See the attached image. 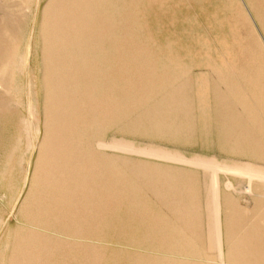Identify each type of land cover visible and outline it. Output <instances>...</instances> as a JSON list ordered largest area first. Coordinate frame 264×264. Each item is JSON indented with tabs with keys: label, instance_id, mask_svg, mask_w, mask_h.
I'll list each match as a JSON object with an SVG mask.
<instances>
[{
	"label": "rangeland",
	"instance_id": "rangeland-1",
	"mask_svg": "<svg viewBox=\"0 0 264 264\" xmlns=\"http://www.w3.org/2000/svg\"><path fill=\"white\" fill-rule=\"evenodd\" d=\"M111 138L264 171V0H0V264H264L263 183L220 262L207 173Z\"/></svg>",
	"mask_w": 264,
	"mask_h": 264
},
{
	"label": "bare ground",
	"instance_id": "bare-ground-1",
	"mask_svg": "<svg viewBox=\"0 0 264 264\" xmlns=\"http://www.w3.org/2000/svg\"><path fill=\"white\" fill-rule=\"evenodd\" d=\"M103 9V8H102ZM66 53V52H65ZM83 56V55H82ZM73 62V61H72ZM96 62V61H95ZM80 65V64H79ZM95 67V66H92ZM88 69V68H87ZM96 69V67H95ZM101 70V69H100ZM104 70V69H103ZM93 71V70H92ZM94 72V71H93ZM106 74V72H104ZM106 79V77H104ZM103 78V79H104ZM106 81V80H105ZM124 84V83H123ZM73 86V85H72ZM130 94V93H129ZM184 94V93H183ZM168 95V94H167ZM115 96V95H114ZM183 96V95H182ZM164 97V96H163ZM168 97V96H166ZM169 99V98H168ZM15 102V101H14ZM62 102V101H61ZM185 103V102H184ZM174 106V105H173ZM158 107V106H157ZM49 109V108H48ZM174 110V109H173ZM50 111V110H49ZM253 113V112H252ZM160 116V115H159ZM258 120V119H257ZM259 122V121H258ZM256 128V127H255ZM53 130V129H52ZM52 136V135H51ZM67 137V136H66ZM49 138V137H48ZM58 138V137H57ZM123 140V139H121ZM26 143V142H25ZM49 143V141H48ZM146 145V144H144ZM54 146V145H53ZM64 146V145H63ZM100 148H107L112 150H121V151H128L132 153H137L144 156H151V157H157L168 161H177L186 163L193 167H199L204 172L207 173V179H208V185H209V203H210V224L212 228V240L214 242V245L217 250V259L220 262H224L225 254L223 252V231H222V221H221V197H220V188H223L225 190L230 191H237V186L233 185L230 176L237 177L240 180H243L246 182V185L244 188L246 189L247 193H251V183L253 181H259L264 184V171L256 170L251 167H241L239 165L219 161L212 158H206L202 156H192V157H184L182 155H179L177 153L168 152V151H162L155 148L150 147H140L137 146L135 143L132 142H125V141H118L115 139L106 141V140H100L97 144ZM147 146V145H146ZM46 148V147H45ZM59 148V147H58ZM68 149V148H67ZM240 150V149H239ZM42 151V150H41ZM66 152V151H65ZM57 158V157H56ZM64 159V158H63ZM52 160V159H51ZM66 162V161H65ZM122 163V162H121ZM51 165V164H50ZM94 167V166H93ZM126 167V166H125ZM49 168V167H48ZM142 171V170H141ZM153 173V172H152ZM164 173V172H163ZM223 175L225 177L224 181H220L219 175ZM206 175V174H205ZM175 176V175H174ZM176 179V178H175ZM206 180V179H205ZM167 181V180H166ZM162 182L160 181V184ZM164 183V182H163ZM254 185V184H253ZM174 186V185H173ZM207 189V188H206ZM108 190V189H107ZM208 193V192H206ZM222 194V193H221ZM227 194V193H226ZM207 196V195H206ZM230 197V196H229ZM228 198V197H226ZM224 199V198H223ZM232 199V198H230ZM208 200V199H207ZM228 200V199H227ZM230 201V200H229ZM245 201V200H244ZM247 201V200H246ZM228 202V201H227ZM248 202V201H247ZM223 200V204H224ZM249 203V202H248ZM234 204V203H233ZM108 205V204H107ZM225 205V204H224ZM229 207V206H228ZM225 208V206H224ZM230 208V207H229ZM233 208V207H232ZM229 212V211H228ZM227 213V212H226ZM231 213V211L229 212ZM228 213V214H229ZM227 214V215H228ZM235 213L233 214V217L230 219L232 220L234 218ZM226 216V214H225ZM230 216V215H228ZM227 216V217H228ZM236 216V215H235ZM209 218V216H207ZM208 221V220H207ZM196 222V221H195ZM224 222V221H223ZM227 222V220H226ZM229 222V221H228ZM209 224V225H210ZM227 225V223H226ZM235 226V225H233ZM232 227V226H230ZM227 228V226H226ZM252 228V227H251ZM255 228V227H254ZM257 228V227H256ZM239 229V228H238ZM253 230V229H252ZM239 232V231H238ZM227 233V230L226 232ZM232 234V231H231ZM233 236V234L231 235ZM244 234V233H243ZM235 235V234H234ZM242 235V234H241ZM227 236V234L225 235ZM224 236V240H225ZM240 236V235H239ZM238 236V237H239ZM237 237V238H238ZM228 240V239H227ZM238 240V239H237ZM240 240V238H239ZM252 240V239H251ZM259 240V239H258ZM236 241V240H235ZM225 242H228L225 240ZM234 243V242H233ZM234 247V245H233ZM231 247V248H233ZM240 249V248H238ZM231 250V249H230ZM247 250V249H246ZM245 250V251H246ZM241 252V251H239ZM243 252V251H242ZM247 253V252H246ZM241 257V256H240ZM264 257V256H263ZM231 258V257H229ZM235 259V258H234ZM236 262V261H235ZM241 262V261H240ZM185 263V262H184ZM242 263V262H241ZM244 263V262H243ZM9 264V263H8ZM238 264V263H237ZM240 264V263H239ZM258 264V263H257Z\"/></svg>",
	"mask_w": 264,
	"mask_h": 264
}]
</instances>
